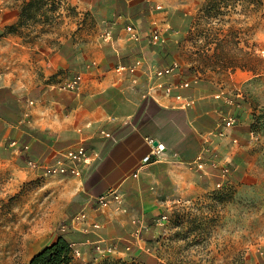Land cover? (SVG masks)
Masks as SVG:
<instances>
[{
	"label": "crops",
	"instance_id": "crops-1",
	"mask_svg": "<svg viewBox=\"0 0 264 264\" xmlns=\"http://www.w3.org/2000/svg\"><path fill=\"white\" fill-rule=\"evenodd\" d=\"M24 1L0 0V42L29 63L31 78L22 83L21 72L0 69V157L35 175L64 164V172L49 174L73 188L63 217L81 258L110 248L152 263L148 241L173 201L246 174L248 114L236 112L232 125L222 119L241 101L182 67L178 45L198 0H61L77 14L76 31L40 49L1 35L17 24ZM130 23L141 32L138 40L125 29ZM154 27L163 36L156 44L148 41ZM171 63L172 72L158 78L155 71ZM237 68V88L261 74ZM77 75L75 88L65 87ZM154 141L162 145L158 153ZM77 146L86 162L63 156Z\"/></svg>",
	"mask_w": 264,
	"mask_h": 264
},
{
	"label": "rangeland",
	"instance_id": "rangeland-1",
	"mask_svg": "<svg viewBox=\"0 0 264 264\" xmlns=\"http://www.w3.org/2000/svg\"><path fill=\"white\" fill-rule=\"evenodd\" d=\"M34 1L1 35H18L36 42L38 49L72 36L77 14L71 7L61 0ZM194 8L178 45L182 67L189 75L212 79L215 89L241 101L228 112L231 118L236 112L248 114L246 174L241 180L224 176L210 189L173 201L164 210L159 233L148 241L152 263L127 250L96 248L83 259L70 244L69 264H264V0H198ZM17 52L0 42V69L19 71L22 77L16 79L29 83L24 71L29 63ZM237 67L261 74L237 88L232 75ZM26 167L0 157V264H29L32 255L51 244L74 194L65 179L35 175Z\"/></svg>",
	"mask_w": 264,
	"mask_h": 264
},
{
	"label": "built area",
	"instance_id": "built-area-1",
	"mask_svg": "<svg viewBox=\"0 0 264 264\" xmlns=\"http://www.w3.org/2000/svg\"><path fill=\"white\" fill-rule=\"evenodd\" d=\"M125 29L127 30V32L129 33V36L135 40H138L140 38L141 32L140 30L133 24L130 23L128 24ZM148 41L152 44H156L158 42H162L163 41V36L162 33L160 32V30L157 27L154 28H150L149 32H148ZM136 63H139V61H137ZM176 67V64L171 63L170 65H167L165 67L162 68H158L155 71V74L158 78L171 73L172 70ZM80 80V76L77 75L74 79H72L71 81L67 82L65 84V87L69 88V89H74L75 86L78 84V81ZM183 85H187V83H183ZM223 121L225 122L226 125H231L234 121L233 118L231 117H223L222 118ZM150 142L152 141L151 139L149 140ZM151 149H152V153H158L159 150L162 149V145L161 144H156V145H151ZM63 156L65 158H68L70 160H72L73 162H77V161H82V162H86L87 160V156L85 154V151L83 149L82 146H77L74 149H68L64 152ZM149 158V154L145 155L143 157V160H146ZM200 166V165H198ZM66 170V167L64 166V164L61 161H58L57 164H55L54 166L48 167L47 171L49 173H60V172H64ZM70 172L72 174H79V171L76 167L71 166L70 167ZM112 194H115L114 192ZM114 197L118 198L117 195H114ZM106 201V195H102L100 197V202H104ZM82 216V215H81ZM166 215L162 214L160 216V220L165 219ZM107 250H110V248H108Z\"/></svg>",
	"mask_w": 264,
	"mask_h": 264
},
{
	"label": "trees",
	"instance_id": "trees-1",
	"mask_svg": "<svg viewBox=\"0 0 264 264\" xmlns=\"http://www.w3.org/2000/svg\"><path fill=\"white\" fill-rule=\"evenodd\" d=\"M35 2L36 1L34 0H27L21 6L19 18L26 14L28 7ZM69 205L67 206V208L69 207ZM74 231L75 230L70 225L68 218L64 219L57 226L56 239L51 244L44 246L40 251L32 255L29 264H69V234L73 233Z\"/></svg>",
	"mask_w": 264,
	"mask_h": 264
},
{
	"label": "water",
	"instance_id": "water-1",
	"mask_svg": "<svg viewBox=\"0 0 264 264\" xmlns=\"http://www.w3.org/2000/svg\"><path fill=\"white\" fill-rule=\"evenodd\" d=\"M153 143H154V144H156L157 142H156V141H154Z\"/></svg>",
	"mask_w": 264,
	"mask_h": 264
}]
</instances>
